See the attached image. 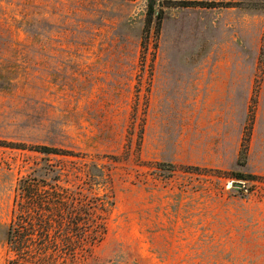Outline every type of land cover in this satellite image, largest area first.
<instances>
[{
    "label": "rangeland",
    "instance_id": "obj_1",
    "mask_svg": "<svg viewBox=\"0 0 264 264\" xmlns=\"http://www.w3.org/2000/svg\"><path fill=\"white\" fill-rule=\"evenodd\" d=\"M36 174L93 204L46 264H264V0H0V264Z\"/></svg>",
    "mask_w": 264,
    "mask_h": 264
},
{
    "label": "trees",
    "instance_id": "obj_2",
    "mask_svg": "<svg viewBox=\"0 0 264 264\" xmlns=\"http://www.w3.org/2000/svg\"><path fill=\"white\" fill-rule=\"evenodd\" d=\"M153 16L152 12L150 18ZM36 150L44 155L59 154L56 149L47 147ZM39 170L46 176L50 172L57 173L56 170ZM51 180L58 182L59 176ZM17 190L14 218L6 235L17 261L46 264L53 258L74 257L80 248L83 249L85 239H96L92 235L95 228L91 225V201L81 204L58 183L49 184L38 174L22 178Z\"/></svg>",
    "mask_w": 264,
    "mask_h": 264
},
{
    "label": "water",
    "instance_id": "obj_3",
    "mask_svg": "<svg viewBox=\"0 0 264 264\" xmlns=\"http://www.w3.org/2000/svg\"><path fill=\"white\" fill-rule=\"evenodd\" d=\"M236 187H238V188H242V187H243V184H242V183H237V184H236Z\"/></svg>",
    "mask_w": 264,
    "mask_h": 264
}]
</instances>
